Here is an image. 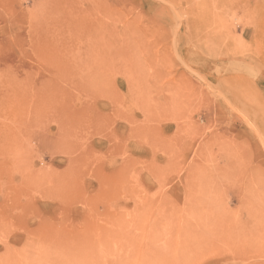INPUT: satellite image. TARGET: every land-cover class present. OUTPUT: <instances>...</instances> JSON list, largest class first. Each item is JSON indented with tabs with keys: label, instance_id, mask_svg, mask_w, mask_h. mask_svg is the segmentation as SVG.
<instances>
[{
	"label": "rangeland",
	"instance_id": "obj_1",
	"mask_svg": "<svg viewBox=\"0 0 264 264\" xmlns=\"http://www.w3.org/2000/svg\"><path fill=\"white\" fill-rule=\"evenodd\" d=\"M0 264H264V0H0Z\"/></svg>",
	"mask_w": 264,
	"mask_h": 264
}]
</instances>
